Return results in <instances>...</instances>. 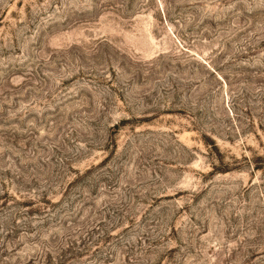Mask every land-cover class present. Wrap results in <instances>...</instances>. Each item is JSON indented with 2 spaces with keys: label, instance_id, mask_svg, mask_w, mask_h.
<instances>
[{
  "label": "rangeland",
  "instance_id": "rangeland-1",
  "mask_svg": "<svg viewBox=\"0 0 264 264\" xmlns=\"http://www.w3.org/2000/svg\"><path fill=\"white\" fill-rule=\"evenodd\" d=\"M0 264H264V0H0Z\"/></svg>",
  "mask_w": 264,
  "mask_h": 264
}]
</instances>
